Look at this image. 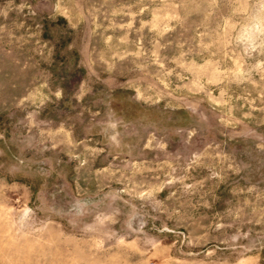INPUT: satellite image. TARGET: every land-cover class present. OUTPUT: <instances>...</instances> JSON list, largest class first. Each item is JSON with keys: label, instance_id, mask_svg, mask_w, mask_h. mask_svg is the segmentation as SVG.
I'll return each mask as SVG.
<instances>
[{"label": "rangeland", "instance_id": "374dc122", "mask_svg": "<svg viewBox=\"0 0 264 264\" xmlns=\"http://www.w3.org/2000/svg\"><path fill=\"white\" fill-rule=\"evenodd\" d=\"M260 25L258 0H0V264H264Z\"/></svg>", "mask_w": 264, "mask_h": 264}, {"label": "clouds", "instance_id": "9594fccd", "mask_svg": "<svg viewBox=\"0 0 264 264\" xmlns=\"http://www.w3.org/2000/svg\"><path fill=\"white\" fill-rule=\"evenodd\" d=\"M258 2H259V4L261 5V6H264V0H258ZM256 31H258V32H264V25H260L257 29H256ZM28 213H25V215H27Z\"/></svg>", "mask_w": 264, "mask_h": 264}]
</instances>
